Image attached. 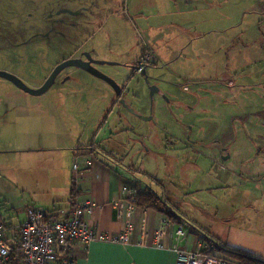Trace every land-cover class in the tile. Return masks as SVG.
Returning a JSON list of instances; mask_svg holds the SVG:
<instances>
[{
	"label": "rangeland",
	"instance_id": "rangeland-1",
	"mask_svg": "<svg viewBox=\"0 0 264 264\" xmlns=\"http://www.w3.org/2000/svg\"><path fill=\"white\" fill-rule=\"evenodd\" d=\"M71 56L91 64L65 68L40 96L0 77L2 218L16 224L13 208L48 194L72 171L71 149L106 125L99 149L218 255L264 254V0H0V70L39 88ZM95 69L126 86L120 102ZM30 140L64 150L24 149Z\"/></svg>",
	"mask_w": 264,
	"mask_h": 264
},
{
	"label": "crops",
	"instance_id": "crops-1",
	"mask_svg": "<svg viewBox=\"0 0 264 264\" xmlns=\"http://www.w3.org/2000/svg\"><path fill=\"white\" fill-rule=\"evenodd\" d=\"M113 97L111 95V101ZM87 101L88 99L83 102L87 103ZM116 102L119 100L117 99ZM125 105L128 106L127 103ZM40 112L44 113V116L39 122V127L42 125V130L51 132L52 117L50 112L42 110ZM137 114L139 113L137 112ZM105 127L106 125L103 128L100 125L96 134L93 135L92 141L86 146L71 149L73 150L74 168L72 167L71 172L66 169L61 175V182L55 185L48 194L32 198L24 209L13 208L16 212L15 215L19 217L16 224L7 223L5 219L3 220L9 227H16L25 220V210L31 206L44 208L56 217L65 219L70 216L76 204L87 205L89 203L93 210L91 213H85L84 219L91 229L99 233L114 235L121 232L125 225L130 222L133 224L134 231L129 244L105 241H93L87 244L75 242L71 255L79 264H182L178 253L173 249V245L176 242L174 240L175 225L179 217L185 216L163 199L168 208L172 211L176 209L178 214L175 213L171 219V223L174 225L173 229L168 230L167 235L160 240L163 248L157 247L155 237L162 225L164 214L158 210H150L147 206H136L134 214H129L127 193L124 190H146L147 187L133 178L132 167L114 158L111 152L99 149L95 140L99 138V133L101 134ZM66 132L65 127L59 131L60 142L62 135L66 138ZM44 141H46L45 138ZM28 145L30 146H26L24 149L37 152L64 150L62 146H45L43 141L35 143V141L30 140ZM261 184L264 185V182ZM2 205L3 202L0 198L1 216ZM119 211L122 213L121 216H119ZM22 215H24V219L20 218ZM188 222L194 233L190 235L187 242H181L179 247L188 251H195L204 240L194 224L190 220ZM241 252L264 259L263 252H258L259 254L245 250H241Z\"/></svg>",
	"mask_w": 264,
	"mask_h": 264
},
{
	"label": "built area",
	"instance_id": "built-area-1",
	"mask_svg": "<svg viewBox=\"0 0 264 264\" xmlns=\"http://www.w3.org/2000/svg\"><path fill=\"white\" fill-rule=\"evenodd\" d=\"M149 58L146 51L141 59L140 69ZM124 192L127 193L128 212L134 214L137 191L126 189ZM92 210L89 203L76 204L68 218L60 219L44 208L31 206L25 210V220L16 227H9L0 214V264H79L71 255L75 242L130 243L134 231L132 223L128 222L121 232L114 235L99 233L91 229L84 219L85 213H91ZM121 214L119 211V216ZM173 227L171 219L164 215L155 237L157 247L163 248L160 240ZM191 227L183 217H179L175 225L176 242L173 249L178 253L182 264H236L227 256L217 254L215 242L204 241L195 251L180 248L179 244L187 242L194 233Z\"/></svg>",
	"mask_w": 264,
	"mask_h": 264
},
{
	"label": "water",
	"instance_id": "water-1",
	"mask_svg": "<svg viewBox=\"0 0 264 264\" xmlns=\"http://www.w3.org/2000/svg\"><path fill=\"white\" fill-rule=\"evenodd\" d=\"M90 66V62L84 61L82 58H69L61 63H59L55 69L52 71L50 76L46 79L44 84H42L39 88H31L28 85H26L23 81L20 80V78L6 70H0V77L7 79L12 84H14L18 89L21 91L33 95V96H40L46 93L51 86L54 84L57 76L59 73L68 67H77L81 69H87ZM94 74L101 78L102 80L106 81L114 90L113 92V100L111 101V106L116 103V100L119 101L120 98L123 95V87L122 85L118 84L114 79L111 77L101 73L97 69L94 70ZM156 91V90H155ZM154 89L151 88V94L155 93Z\"/></svg>",
	"mask_w": 264,
	"mask_h": 264
},
{
	"label": "trees",
	"instance_id": "trees-1",
	"mask_svg": "<svg viewBox=\"0 0 264 264\" xmlns=\"http://www.w3.org/2000/svg\"><path fill=\"white\" fill-rule=\"evenodd\" d=\"M136 206H147L149 208L154 207L155 210L162 212L170 219H172L175 215V213L171 209H169L167 204L163 201V198L161 200V198H159L156 193L149 187H147L146 190L137 191ZM223 251H225L227 255H230L232 258L236 259L239 264H264V259L252 254L239 253L229 250Z\"/></svg>",
	"mask_w": 264,
	"mask_h": 264
},
{
	"label": "flooded vegetation",
	"instance_id": "flooded-vegetation-1",
	"mask_svg": "<svg viewBox=\"0 0 264 264\" xmlns=\"http://www.w3.org/2000/svg\"><path fill=\"white\" fill-rule=\"evenodd\" d=\"M145 53V52H144ZM144 55V54H143ZM143 55L141 56V58H140V60L138 61V63H137V68H136V71L137 72H145V67H146V63H149L150 61L148 60L147 62H145L144 64H142V68L140 69V63H141V59H142V57H143ZM150 59V58H149ZM90 62V61H89ZM91 64V63H90ZM79 69H81V68H79ZM145 74V73H144ZM146 75V74H145ZM101 79V78H100ZM106 82V81H105ZM156 85H154V84H152V85H150V91H151V88H153L154 89V91L155 90H158L156 87H155ZM122 87H123V85H122ZM123 97L125 96V93H126V86H124L123 88ZM158 92V91H157ZM112 95H113V93H112ZM120 102V101H119ZM135 114H137V112H134ZM94 149H95V147H94Z\"/></svg>",
	"mask_w": 264,
	"mask_h": 264
}]
</instances>
